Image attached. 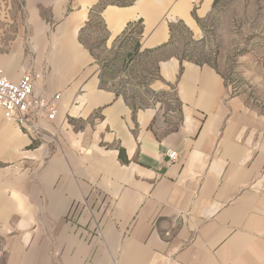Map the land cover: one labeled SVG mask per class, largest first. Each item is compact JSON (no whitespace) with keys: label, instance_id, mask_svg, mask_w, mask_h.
I'll use <instances>...</instances> for the list:
<instances>
[{"label":"crops","instance_id":"crops-1","mask_svg":"<svg viewBox=\"0 0 264 264\" xmlns=\"http://www.w3.org/2000/svg\"><path fill=\"white\" fill-rule=\"evenodd\" d=\"M19 1L0 68L61 100L39 138L0 115V264H264V111L172 53L216 0Z\"/></svg>","mask_w":264,"mask_h":264},{"label":"rangeland","instance_id":"rangeland-1","mask_svg":"<svg viewBox=\"0 0 264 264\" xmlns=\"http://www.w3.org/2000/svg\"><path fill=\"white\" fill-rule=\"evenodd\" d=\"M20 6L19 0H0V32L8 31L5 37L0 35L5 40H15L21 33ZM99 53L103 60L115 57V66L107 67L113 85L120 87L124 81L141 88L153 80L152 67L141 65L134 72L124 67L123 53L119 57L103 50ZM172 53L181 60L213 67L239 106L264 111V0H216L193 30L178 29ZM6 168L3 165L2 171Z\"/></svg>","mask_w":264,"mask_h":264},{"label":"built area","instance_id":"built-area-1","mask_svg":"<svg viewBox=\"0 0 264 264\" xmlns=\"http://www.w3.org/2000/svg\"><path fill=\"white\" fill-rule=\"evenodd\" d=\"M40 75L27 73L19 82H12L0 68V112L4 118L14 123L24 134L37 138L43 134L42 124L54 122L61 100L60 95L47 98L36 94ZM172 162H176V152H168Z\"/></svg>","mask_w":264,"mask_h":264},{"label":"bare ground","instance_id":"bare-ground-1","mask_svg":"<svg viewBox=\"0 0 264 264\" xmlns=\"http://www.w3.org/2000/svg\"><path fill=\"white\" fill-rule=\"evenodd\" d=\"M7 121V120H6ZM7 122H9V121H7ZM12 123V122H11Z\"/></svg>","mask_w":264,"mask_h":264}]
</instances>
